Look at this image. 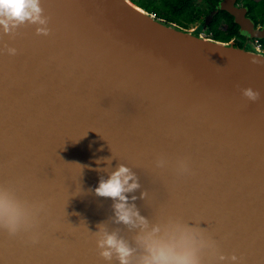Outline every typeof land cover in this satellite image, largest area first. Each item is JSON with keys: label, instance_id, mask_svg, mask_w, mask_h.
<instances>
[{"label": "water", "instance_id": "water-1", "mask_svg": "<svg viewBox=\"0 0 264 264\" xmlns=\"http://www.w3.org/2000/svg\"><path fill=\"white\" fill-rule=\"evenodd\" d=\"M41 7L50 35L0 31V186L43 205L34 228H0V264H105L94 235L102 222L131 240L109 220L113 201L95 195L108 178L95 161L112 155L113 171L123 163L140 178L135 195L148 192L136 201L141 215L196 222L224 255L264 264V23L238 0L213 5L201 33L132 0ZM220 11L243 45L207 36Z\"/></svg>", "mask_w": 264, "mask_h": 264}, {"label": "clouds", "instance_id": "clouds-1", "mask_svg": "<svg viewBox=\"0 0 264 264\" xmlns=\"http://www.w3.org/2000/svg\"><path fill=\"white\" fill-rule=\"evenodd\" d=\"M49 18L41 7V0H0V31L5 36L14 37L25 25L36 27V35L48 36ZM6 54L15 56L18 50L5 46ZM241 94L250 102L260 99V93L252 88L241 89ZM103 151V149H100ZM114 157H101L97 165L107 164V168H97L108 173L101 176L95 195L113 201L111 223L123 225L134 233L131 240L121 235L119 227L110 230L107 223L97 225L96 245L100 258L105 264H205L204 254H211L216 264H239V258L233 254L224 255L216 241L206 234V229L195 222L190 226L181 218L168 217L150 220L141 215L136 201L146 200L147 190L141 191L140 178L123 163L112 170ZM164 158H158L156 166L166 165ZM178 171H188L186 162H178ZM131 194V196H130ZM43 205L30 207L21 202L8 187L0 186V228L9 235L35 227V217L42 211ZM35 242V240H34Z\"/></svg>", "mask_w": 264, "mask_h": 264}, {"label": "trees", "instance_id": "trees-1", "mask_svg": "<svg viewBox=\"0 0 264 264\" xmlns=\"http://www.w3.org/2000/svg\"><path fill=\"white\" fill-rule=\"evenodd\" d=\"M132 1L150 13L155 14L158 18L189 29L196 22L202 19L205 21L209 13L208 10H198L196 3L201 1L217 5L221 0H159L157 3H152L151 0ZM238 3L243 6H249L250 17L254 19L257 26L264 23V0H238ZM258 9L262 14H255ZM209 28L211 30L210 38L218 41L230 42L238 37L239 26L226 11H220L211 22ZM259 43L264 49V40H260Z\"/></svg>", "mask_w": 264, "mask_h": 264}, {"label": "rangeland", "instance_id": "rangeland-1", "mask_svg": "<svg viewBox=\"0 0 264 264\" xmlns=\"http://www.w3.org/2000/svg\"><path fill=\"white\" fill-rule=\"evenodd\" d=\"M136 1H138V0H136ZM151 1H152V3H157L159 0H151ZM196 7L198 10H207L209 6L206 2L200 1V2L196 3ZM255 14L260 15L262 13H260V10L258 9L257 12H255ZM189 29L195 30V31L201 33L204 30V19H202L201 21L196 22L195 24L191 25ZM207 36L210 37V34L208 33Z\"/></svg>", "mask_w": 264, "mask_h": 264}, {"label": "flooded vegetation", "instance_id": "flooded-vegetation-1", "mask_svg": "<svg viewBox=\"0 0 264 264\" xmlns=\"http://www.w3.org/2000/svg\"><path fill=\"white\" fill-rule=\"evenodd\" d=\"M212 5L213 4H208V12H210L211 10H212ZM240 6H243L242 4H240ZM209 14V13H208ZM249 16H250V14H249ZM262 25H263V23L262 24H259L258 26L259 27H262ZM236 40H239V42H238V44H240V45H243V43H242V40L241 39H239L238 37L237 38H235Z\"/></svg>", "mask_w": 264, "mask_h": 264}, {"label": "built area", "instance_id": "built-area-1", "mask_svg": "<svg viewBox=\"0 0 264 264\" xmlns=\"http://www.w3.org/2000/svg\"><path fill=\"white\" fill-rule=\"evenodd\" d=\"M234 40V39H233ZM256 47L260 50H264L262 45L259 43V41L256 42Z\"/></svg>", "mask_w": 264, "mask_h": 264}]
</instances>
